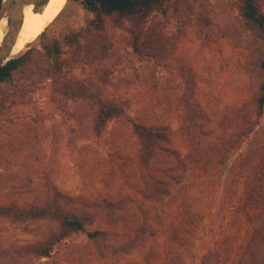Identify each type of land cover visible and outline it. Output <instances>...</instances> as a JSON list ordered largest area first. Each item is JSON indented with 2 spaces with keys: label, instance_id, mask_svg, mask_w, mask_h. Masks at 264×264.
<instances>
[{
  "label": "rangeland",
  "instance_id": "374dc122",
  "mask_svg": "<svg viewBox=\"0 0 264 264\" xmlns=\"http://www.w3.org/2000/svg\"><path fill=\"white\" fill-rule=\"evenodd\" d=\"M189 2L173 0L166 15L154 13L148 19L146 39L157 57L136 55L125 45L122 30L110 33L116 66L100 59L93 67L85 62L71 66L76 61L71 53L64 54L70 81L87 83L94 69L113 70L105 98L121 103L126 118L110 121L101 135L93 129L91 101L78 106L71 98L55 96L52 81L43 76L40 83L28 81L32 93L25 103L13 102L0 115L1 203H42L49 183L72 204L96 215L95 222L87 225L89 230L102 227L122 236L145 224L157 234L131 252L106 259L97 257L85 234H76L57 245L48 258L10 264H203L213 250L220 253L221 264H264V186H257L259 172L264 171V163H259L264 162V151L235 197L226 190L234 164L243 156H253L260 146L264 150V110L258 117L250 109L261 79L246 64L251 37L240 23L234 30L247 35L242 42L219 28L237 22L233 0L200 1L197 14L211 19L202 29L187 14ZM258 2L264 11V0ZM89 16L78 1L64 0L46 27L48 36L59 38L66 27L81 29ZM34 45L40 49L39 37L20 55ZM36 59L33 74L37 76L46 69L47 58L43 54ZM184 65L196 73L194 101L205 115L200 121L214 148L201 167L188 158L180 135L185 112L179 97L186 86L179 68ZM22 76L20 72L17 78ZM242 110L259 123L239 148L224 157L220 149L242 124ZM133 121L154 125L168 136L162 154L154 160V168L163 171L157 185L147 180L138 162ZM222 123L230 125L228 132L220 128ZM35 238L26 225L0 220V243L17 241L25 246Z\"/></svg>",
  "mask_w": 264,
  "mask_h": 264
},
{
  "label": "trees",
  "instance_id": "16d2710c",
  "mask_svg": "<svg viewBox=\"0 0 264 264\" xmlns=\"http://www.w3.org/2000/svg\"><path fill=\"white\" fill-rule=\"evenodd\" d=\"M76 1L91 15L81 29L66 27L61 37L53 38L48 36V27L39 36L40 49L34 45L26 53L0 66V115L9 109L13 102L25 103L31 92L28 81L40 83L43 76L52 81V92L55 96L71 98L72 102L77 103L78 106L91 101L94 110L93 129L96 135H101L110 121L126 118L124 117L125 107L121 103L105 98L107 89L112 84L113 70L108 69L101 72V70L94 69L93 75L90 76L92 78L87 83L74 78L70 81L63 56L65 53H71L76 61L71 66H80L83 62L92 66L91 64H95L97 59L104 63L114 61L112 65H115L118 63L116 47L110 33L116 30L126 33L125 45L131 47L136 55L153 56L155 53L152 52L146 39L148 19L154 13L166 15L168 6L173 0ZM188 1L192 3H188L187 14L192 19H196L199 24L198 28L202 29L204 25L211 24L208 16L207 18L202 17L204 13L197 14L198 3L202 0ZM2 2L3 0H0V8ZM231 5L239 12L237 22H232L231 26L226 28L219 24V28L224 34L235 36L242 42L244 38L247 39V35L242 32L235 34L234 30V26L237 27L236 25L240 23L243 31L249 33L251 37L248 40L250 52L247 55L246 64L249 67L252 66L261 79L254 102L249 108L255 109L258 117H261L264 110V11L258 0H233ZM198 19L202 20L198 21ZM43 54L47 58L43 63L46 69L40 70L39 75L36 76L33 74L34 64L37 61L36 58L39 55L42 57ZM154 57H157V54ZM25 70L26 73L32 75L28 77ZM20 72L23 76L17 78ZM179 72L186 86L183 96L179 97V102L185 112L180 122V135L187 145L188 158L195 166L201 167L203 163L211 159L214 148L205 138L207 135L204 132V123L200 121L205 120V115L194 101L197 87L196 73L188 65L179 68ZM63 90L67 91L64 95ZM242 115L244 118L242 124L232 132L220 149L224 157L239 148L242 140L250 137L252 132H255V125L259 123V121H253L254 115L246 110H242ZM221 125L220 128L225 132L230 130V125H225V123ZM132 128L139 143L138 162L145 171L147 180L152 185H157L163 171L154 168V160L162 154V143L168 141V136L154 125L139 124L133 121ZM262 149L263 147L260 146L259 151L253 152V156L251 154L243 156L231 168L234 172L232 180L228 179L226 182V190L230 195L235 197L237 190L241 188V181L250 178L251 173L256 170L257 158L264 151ZM258 185L264 186V171L259 172ZM250 197H253V194ZM4 219L14 224L26 225V229L36 238L27 242L25 246L17 241H10L8 245L0 243V264H10L18 259L48 258L57 245L76 234H85L96 248L97 257L106 259L110 254L118 256L131 252L139 243L148 237H153L158 232L156 230L151 232L145 224L122 236H115L102 227L89 230L87 225L95 222L96 215L85 207L72 204L70 198L49 183H46V199L42 203L21 206L17 202H0V220ZM111 235L115 236L116 240ZM221 262L220 253L213 250L204 256L203 264H221Z\"/></svg>",
  "mask_w": 264,
  "mask_h": 264
},
{
  "label": "bare ground",
  "instance_id": "6f19581e",
  "mask_svg": "<svg viewBox=\"0 0 264 264\" xmlns=\"http://www.w3.org/2000/svg\"><path fill=\"white\" fill-rule=\"evenodd\" d=\"M64 0H49L47 5L39 11H34L33 6L24 8L23 23L13 49L11 58L20 55L29 44L34 43L39 35L44 32L52 17L61 9ZM7 31V21L0 22V45Z\"/></svg>",
  "mask_w": 264,
  "mask_h": 264
},
{
  "label": "water",
  "instance_id": "95a60500",
  "mask_svg": "<svg viewBox=\"0 0 264 264\" xmlns=\"http://www.w3.org/2000/svg\"><path fill=\"white\" fill-rule=\"evenodd\" d=\"M49 0H3L0 8V22L7 21V31L0 45V66L10 61L23 23L24 8L33 6L34 11L44 8Z\"/></svg>",
  "mask_w": 264,
  "mask_h": 264
}]
</instances>
